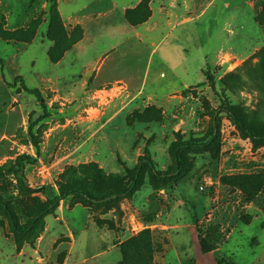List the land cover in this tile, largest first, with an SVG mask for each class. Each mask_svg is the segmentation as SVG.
I'll return each instance as SVG.
<instances>
[{
    "label": "rangeland",
    "instance_id": "rangeland-1",
    "mask_svg": "<svg viewBox=\"0 0 264 264\" xmlns=\"http://www.w3.org/2000/svg\"><path fill=\"white\" fill-rule=\"evenodd\" d=\"M51 1L0 0V196L22 224L61 187L101 197L142 160L166 173L177 146H198L179 178L147 168L127 198L69 197L32 236L0 211V264H264V144L221 110L264 133V0H57L59 44ZM46 112L38 155L29 127ZM22 156L45 191L15 178Z\"/></svg>",
    "mask_w": 264,
    "mask_h": 264
},
{
    "label": "trees",
    "instance_id": "trees-1",
    "mask_svg": "<svg viewBox=\"0 0 264 264\" xmlns=\"http://www.w3.org/2000/svg\"><path fill=\"white\" fill-rule=\"evenodd\" d=\"M51 9L49 11V17H50V24H49V33L48 37L50 40L54 41L56 44H59L60 41L70 40V35L66 34L65 29L63 27L62 18L58 9V3L57 0L51 1ZM59 34L61 36H59ZM82 36L79 35L76 37V39L73 41V45L75 43L81 41ZM71 48V47H70ZM69 48V49H70ZM52 58V55H51ZM208 79L211 80L210 76H208ZM26 91L30 94H33L36 96L38 101L42 104V107L45 109V103H44V97L42 96L41 92L37 89H29L26 88ZM46 110V109H45ZM222 112L227 114L229 119L234 123V125L250 140H252L255 143L264 144V133H261L255 129H253L247 122L242 118V116L239 114V112L235 111L231 107H222ZM48 113L46 112L44 115H40L37 119H32L29 127L30 135L33 141V145L36 149L37 154H40V144L36 139V136L34 135V128L37 126L38 123L45 120L48 117ZM220 129V121L219 119H216L214 121V125L212 127V136L213 139L218 135ZM196 144H190V143H184L179 146H177L174 150V158H175V168L166 173H160L156 170V167L152 160L146 158L142 160V162L138 165L136 171L133 174L132 182L130 185L124 189H119L112 191L110 194L103 195L101 197L97 196L93 191L85 190V189H78L71 185H67L64 187H61L59 194L56 195L54 198L47 200V202L44 204V206L40 209L39 213L36 215L35 218H33L29 223L22 224L20 222V218L18 213L15 209V204L12 198H4L0 196V211L6 216L8 219L11 229L13 233L17 237H28L32 236L36 233V231L39 229V226L42 223V220L52 212H54L60 205L61 201L66 200L69 197H77L81 198L88 202H95L102 204L108 199H123L131 196L139 186V184L143 180V175L145 173V170L147 168L151 169L154 174L158 177L160 180H170V179H176L179 178L185 170V160L184 155L185 153L192 149L197 147ZM35 159L32 156H22L17 164V168L15 169V178L21 183V185L28 191L33 192L30 189L28 178L25 174V169L27 165H33L35 164ZM201 247L202 251L204 253H209L212 251L211 248H209L205 242L201 240Z\"/></svg>",
    "mask_w": 264,
    "mask_h": 264
},
{
    "label": "water",
    "instance_id": "water-1",
    "mask_svg": "<svg viewBox=\"0 0 264 264\" xmlns=\"http://www.w3.org/2000/svg\"><path fill=\"white\" fill-rule=\"evenodd\" d=\"M30 189H31L33 192H43V191H45L46 187H45V186H42V187H40V188H38V189H33V188L30 187ZM95 202H96V201H95Z\"/></svg>",
    "mask_w": 264,
    "mask_h": 264
}]
</instances>
